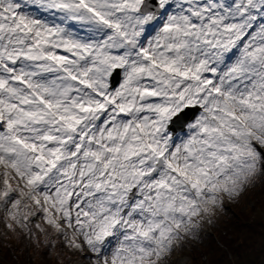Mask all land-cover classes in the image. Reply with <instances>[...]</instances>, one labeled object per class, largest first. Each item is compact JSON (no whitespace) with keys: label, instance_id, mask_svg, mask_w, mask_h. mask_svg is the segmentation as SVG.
I'll return each instance as SVG.
<instances>
[{"label":"snow or ice","instance_id":"snow-or-ice-1","mask_svg":"<svg viewBox=\"0 0 264 264\" xmlns=\"http://www.w3.org/2000/svg\"><path fill=\"white\" fill-rule=\"evenodd\" d=\"M264 183V0H0V222L67 264H177Z\"/></svg>","mask_w":264,"mask_h":264},{"label":"trees","instance_id":"trees-1","mask_svg":"<svg viewBox=\"0 0 264 264\" xmlns=\"http://www.w3.org/2000/svg\"><path fill=\"white\" fill-rule=\"evenodd\" d=\"M263 194L264 188L258 191L259 197ZM261 201L262 199L259 205ZM234 204L231 203L230 207ZM235 212L236 216L233 218L237 217L238 221L229 231H225L227 227L221 228L209 224L214 233L197 241V245H191V251L196 254L192 260L194 264H264V259L262 260L264 257V224L249 222L248 212L243 214L237 210ZM2 238L3 235L0 234V247H3V255L12 264H67L66 257L62 261L51 249L44 246L37 249L28 244L29 247H24L22 254L18 255L4 247ZM22 241L25 242L21 239ZM200 256H204L205 261L201 260ZM233 257L236 259L232 260Z\"/></svg>","mask_w":264,"mask_h":264},{"label":"rangeland","instance_id":"rangeland-1","mask_svg":"<svg viewBox=\"0 0 264 264\" xmlns=\"http://www.w3.org/2000/svg\"><path fill=\"white\" fill-rule=\"evenodd\" d=\"M263 188H264V183H258L254 189L247 190L239 198L238 202H235V204L232 207H230L231 203L226 202L223 210H220L217 213V216L214 218L212 224H214L215 227H219V226L221 228L227 227L225 231H229L233 227V225H235L236 221H238L237 217L236 219L233 218V216H236L234 214L235 210H237L242 214L248 212L250 217L249 222H253V224H258V223L264 224V194L262 196L263 198L259 197L258 195V191ZM261 199L262 201L261 204L259 205V201ZM212 232H213L212 228L209 226V224H204L200 232L201 239H203L207 235H211ZM0 234L3 235L2 241L4 242V247L9 248L13 253H17L18 255H21L24 247L28 246V242L26 240L25 242L24 241L21 242V239H18L15 236H9L7 239H5L2 222H0ZM213 236L214 235H212V237ZM191 245H197V241L192 242ZM3 254H4L3 247H0V261L3 264H12V262L7 260ZM195 255L196 254H194L192 251L185 250L183 252H173L170 259L176 261L177 264H179L181 261L184 262V264H194L192 260L194 259ZM200 259L205 261L204 256H200ZM235 259L236 257L232 258V260ZM263 259L264 257L262 258V260ZM65 260H67V258Z\"/></svg>","mask_w":264,"mask_h":264},{"label":"bare ground","instance_id":"bare-ground-1","mask_svg":"<svg viewBox=\"0 0 264 264\" xmlns=\"http://www.w3.org/2000/svg\"><path fill=\"white\" fill-rule=\"evenodd\" d=\"M179 264H184V262L181 261Z\"/></svg>","mask_w":264,"mask_h":264},{"label":"built area","instance_id":"built-area-1","mask_svg":"<svg viewBox=\"0 0 264 264\" xmlns=\"http://www.w3.org/2000/svg\"><path fill=\"white\" fill-rule=\"evenodd\" d=\"M0 264H3V263L0 261Z\"/></svg>","mask_w":264,"mask_h":264}]
</instances>
